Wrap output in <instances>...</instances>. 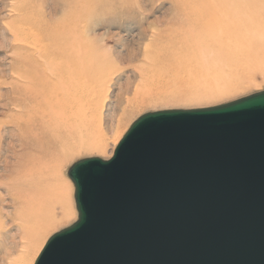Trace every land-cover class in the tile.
<instances>
[{"label":"water","instance_id":"95a60500","mask_svg":"<svg viewBox=\"0 0 264 264\" xmlns=\"http://www.w3.org/2000/svg\"><path fill=\"white\" fill-rule=\"evenodd\" d=\"M69 177L78 220L35 264H264V91L144 114Z\"/></svg>","mask_w":264,"mask_h":264},{"label":"bare ground","instance_id":"6f19581e","mask_svg":"<svg viewBox=\"0 0 264 264\" xmlns=\"http://www.w3.org/2000/svg\"><path fill=\"white\" fill-rule=\"evenodd\" d=\"M187 4L199 8L185 12L187 26L182 28L183 34L165 48L184 51L182 67L188 72L184 82L195 89L197 97H214L233 90L249 72L241 61L249 46L264 39V0H188ZM16 11L26 26L13 30L14 39L28 49L23 48L11 63L10 71L18 81L11 82L0 98L4 97L5 106L18 112L8 123L16 132L20 150L14 176L8 183L0 182V186L7 189L14 207L21 209L17 217L22 223L21 242L12 238L11 247L0 255V264L9 262L17 249L21 255L9 264H33L44 233L53 224L55 206L67 201V186L59 177L60 165L78 142L89 138L88 123L99 120L101 62L83 52L77 40L57 29L35 25L23 8ZM55 36L61 41H54ZM44 41L50 46H43ZM149 95L137 93L136 100ZM85 146L104 149L101 144ZM63 207L66 210V205ZM4 247L7 242L2 237L0 252Z\"/></svg>","mask_w":264,"mask_h":264},{"label":"rangeland","instance_id":"374dc122","mask_svg":"<svg viewBox=\"0 0 264 264\" xmlns=\"http://www.w3.org/2000/svg\"><path fill=\"white\" fill-rule=\"evenodd\" d=\"M187 1L0 0L1 95L8 91L11 82L17 80L10 71L11 63L24 51L23 48L28 49L14 39L13 30L26 26L17 9L27 11L26 17L35 25L57 29L68 38L77 40L83 52L95 59L100 58L101 62L99 120L88 123L89 138H85L82 144L78 142V146L60 165L59 177L67 186L66 210L61 202L55 206L53 224L44 233L43 244L33 264L54 234L78 220L75 188L68 175L76 162L95 157L111 159L131 125L144 114L215 107L264 91V39L261 38L252 42L249 52L242 58L243 67L249 72H245L233 90L214 97H197L195 89L184 82L188 74L182 67L184 51L165 47L168 43L171 46L175 44L183 34L187 26L185 12L191 7L199 8L198 5L188 6ZM55 37H52L54 41H61L60 36ZM50 44L44 41L43 46ZM135 92H150V95L137 101ZM142 99L144 102L139 103ZM17 113L13 107L5 106L4 97L0 98V182L4 183L14 176L16 154L20 150L16 132L8 123L10 117ZM87 143L101 144L104 149L86 148ZM17 207H14L7 189L0 186L3 222L0 239L4 237L7 242V247L0 252L1 256L9 248L12 238L17 237L15 240L21 242L19 233L22 223L17 219L21 209ZM13 253V258L4 264L12 263L21 255L19 249Z\"/></svg>","mask_w":264,"mask_h":264}]
</instances>
